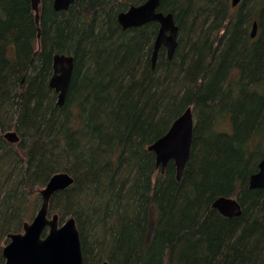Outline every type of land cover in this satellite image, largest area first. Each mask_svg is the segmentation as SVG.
Listing matches in <instances>:
<instances>
[{
  "label": "trees",
  "instance_id": "1",
  "mask_svg": "<svg viewBox=\"0 0 264 264\" xmlns=\"http://www.w3.org/2000/svg\"><path fill=\"white\" fill-rule=\"evenodd\" d=\"M143 1L74 0L55 12L40 0L37 39L31 0H0V264L3 241L59 172L73 183L49 212L75 219L83 264H264V188L247 185L264 156V0H160L178 38L153 68L157 25L116 20ZM55 54L73 57L62 106L48 85ZM187 107L178 181L147 147ZM221 120L229 130L215 129ZM219 196L236 198L241 215L221 216Z\"/></svg>",
  "mask_w": 264,
  "mask_h": 264
},
{
  "label": "water",
  "instance_id": "2",
  "mask_svg": "<svg viewBox=\"0 0 264 264\" xmlns=\"http://www.w3.org/2000/svg\"><path fill=\"white\" fill-rule=\"evenodd\" d=\"M241 0H231L235 7ZM40 0H31L38 23V4ZM73 0H53L55 10H65ZM160 0H144L139 6H131L117 15V22L123 30L138 28L148 22L160 24L152 51V68L156 64L159 48L164 46L170 58L177 46L178 28L171 13L157 12ZM257 25L252 24L251 38L256 36ZM40 32L38 30V37ZM52 75L49 86L58 93L57 106H62L73 69V58L69 55L56 54L53 57ZM194 119L191 107L185 108L172 122L167 132L151 143L147 149L153 152L156 167L163 173L169 162H173L176 179H181L190 157ZM4 138L10 143L18 141L14 131L5 133ZM73 183L72 177L63 172L53 174L39 191L41 203L33 218L25 222L21 232L7 235V242L1 249L3 264H83L79 232L73 218L60 223L56 214L49 213L52 196L67 189ZM249 189L264 188V156L258 162L256 171L247 180ZM221 216L235 218L241 215V207L236 198L219 196L212 203ZM100 264H108L104 261Z\"/></svg>",
  "mask_w": 264,
  "mask_h": 264
},
{
  "label": "bare ground",
  "instance_id": "3",
  "mask_svg": "<svg viewBox=\"0 0 264 264\" xmlns=\"http://www.w3.org/2000/svg\"><path fill=\"white\" fill-rule=\"evenodd\" d=\"M73 2H74V0H73ZM73 2L68 6V8L73 4ZM142 3H139V4H136V5H129L125 10H123V11H121V12H119V13H122V12H125V11H127L131 6H139V5H141ZM39 7H40V2H39V4H38V9H39ZM236 7V6H235ZM52 8H53V0H52ZM68 8L67 9H65V10H55L54 8H53V11H55V12H61V11H66V10H68ZM32 11H33V13H34V22H35V25L37 26V39H39L40 38V35H41V30H40V28H39V14H38V23H36V18H35V12H34V10H33V8H32ZM157 12H160L159 10H158V8H157V10H156ZM118 13V14H119ZM162 13V12H161ZM117 14V15H118ZM163 14V13H162ZM116 20H117V16H116ZM118 23V22H117ZM149 23H155L156 25H157V31H156V35H157V33H158V31H159V28H160V24L158 23V22H156V21H152V22H148L147 24H149ZM146 25V24H145ZM120 26V25H119ZM144 26V25H143ZM142 27V26H141ZM178 28V27H177ZM122 29V28H121ZM38 30H39V32H40V35H39V37H38ZM123 30V29H122ZM252 30V29H251ZM251 34V33H250ZM177 35H178V32H177ZM156 37V36H155ZM251 37V36H250ZM177 38H178V36H177ZM155 40V39H154ZM153 44H154V42H153ZM177 47V46H176ZM160 48H165V50H166V53H167V49H166V47H164V46H162V47H160ZM159 48V49H160ZM176 49V48H175ZM56 55V54H55ZM63 55H66V54H63ZM168 55V54H167ZM67 56V55H66ZM69 56H71V55H69ZM53 57H54V55H53ZM53 57H52V62H53ZM72 57V56H71ZM172 57V56H171ZM170 57V58H171ZM73 58V57H72ZM152 58V57H151ZM51 66H52V63H51ZM72 71H73V69H72ZM54 74V71H53V68H52V74H51V77H52V75ZM71 75H72V72H71ZM51 77H50V79H51ZM50 79H49V82H50ZM70 80H71V76H70ZM70 80H69V84H70ZM49 82H48V85H49ZM50 87V86H49ZM51 88V87H50ZM68 88H69V85H68ZM52 89V88H51ZM54 90V89H53ZM67 91H68V89H67ZM54 92L57 94V98H58V93L54 90ZM66 95H67V92H66ZM56 103H57V101H56ZM193 114V113H192ZM194 126V125H193ZM194 128V127H193ZM7 132H9V131H7ZM7 132H5V133H7ZM4 133V134H5ZM3 134V135H4ZM4 137V136H3ZM5 139V138H4ZM6 140V139H5ZM19 140V139H18ZM9 142V141H8ZM18 142V141H17ZM16 143V142H15ZM262 159V158H261ZM73 179V178H72ZM42 189V188H41ZM40 189V190H41ZM39 190V191H40ZM232 198V197H231ZM40 203H41V199H40ZM240 205V204H239ZM39 206H40V204H39ZM39 206H38V208H39ZM38 210V209H37ZM50 213V212H49ZM51 214V213H50ZM53 214H56V213H53ZM52 215V214H51ZM57 215V214H56ZM58 216V215H57ZM58 218H59V216H58ZM69 218H73V217H69ZM69 218H67V219H69ZM67 219H65L64 221H61V223H63V222H65ZM74 219V218H73ZM75 220V219H74ZM76 223V222H75ZM24 224V223H23ZM16 233H18V232H16ZM10 234V233H9Z\"/></svg>",
  "mask_w": 264,
  "mask_h": 264
},
{
  "label": "rangeland",
  "instance_id": "4",
  "mask_svg": "<svg viewBox=\"0 0 264 264\" xmlns=\"http://www.w3.org/2000/svg\"><path fill=\"white\" fill-rule=\"evenodd\" d=\"M193 119H194V114H193ZM215 129H216L217 131H227V130H229V122H228L227 120H221L219 123H217V125L215 126ZM39 190H40V189L36 190V194H37V196H39V199H38V205H37V208L34 209V211L32 212L30 220H31V219L33 218V216L35 215V213H36V211H37V209H38V206H39V204H40ZM30 220H29V221H30ZM27 222H28V221H27ZM6 242H7V238H5V240L3 241V244L1 245V247H3V246L5 245ZM1 249H2V248H1Z\"/></svg>",
  "mask_w": 264,
  "mask_h": 264
}]
</instances>
